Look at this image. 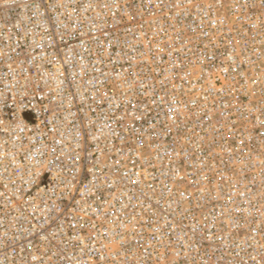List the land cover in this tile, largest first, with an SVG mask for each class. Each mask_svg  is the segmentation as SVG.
<instances>
[{
    "label": "built area",
    "instance_id": "2783aa9c",
    "mask_svg": "<svg viewBox=\"0 0 264 264\" xmlns=\"http://www.w3.org/2000/svg\"><path fill=\"white\" fill-rule=\"evenodd\" d=\"M0 264H264V0H0Z\"/></svg>",
    "mask_w": 264,
    "mask_h": 264
}]
</instances>
